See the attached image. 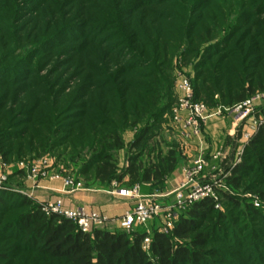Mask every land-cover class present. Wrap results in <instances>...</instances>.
Segmentation results:
<instances>
[{"label":"rangeland","instance_id":"1","mask_svg":"<svg viewBox=\"0 0 264 264\" xmlns=\"http://www.w3.org/2000/svg\"><path fill=\"white\" fill-rule=\"evenodd\" d=\"M164 53L175 91L171 108L179 81L191 82L196 74L200 84L212 76L237 84L236 92L251 86L245 98L254 96L264 90V0H0V264H70L27 243L21 222L31 210L28 203L42 208L55 199L40 200L26 181L59 179L63 185L69 179L101 200H115L107 192L123 189L124 180L116 186L90 180L107 145L92 148L80 135L92 122L105 133L121 129L123 146L108 156L122 170L140 124L133 127L127 114H93L86 94L101 86L109 96L129 89L135 99L151 98ZM254 109L255 117H263L264 101ZM245 131L248 125L229 135L230 151L222 160L213 158L219 166L209 165L197 179L212 185V211L173 239L200 256L190 264H264V137L252 144ZM176 136L164 125L154 141L163 153L173 147L185 158ZM218 139L213 142L221 146ZM32 170L39 176L34 180ZM169 180L142 185L140 193L171 205L175 184ZM191 205L176 210L179 220L192 218ZM125 208L112 204L110 213ZM162 221L160 213L145 228H160ZM106 229L119 230L115 222Z\"/></svg>","mask_w":264,"mask_h":264},{"label":"trees","instance_id":"2","mask_svg":"<svg viewBox=\"0 0 264 264\" xmlns=\"http://www.w3.org/2000/svg\"><path fill=\"white\" fill-rule=\"evenodd\" d=\"M166 54L164 53L159 62L161 72L154 81L157 85L156 92L151 94V98H147L144 94V98L135 99L129 89L123 90L122 95H113V97L107 95L106 90L101 86H91L90 91L87 92L86 98L90 100L93 114L103 113L112 116L115 114L124 117L127 114L132 119L130 124L133 127L140 124L134 130V136L126 147L127 164L122 170H118L114 160L108 156L110 151L116 152L123 146L121 129L119 131L117 128H110L105 133L99 130L94 122L90 124L91 126L86 124V132L83 136L80 135L81 138H85L88 144L91 143L92 148L96 145H107L105 146L107 154L104 155L103 163L99 164L100 166L96 167L90 176L92 185H109L113 182L117 185L124 180L125 189L136 184L141 188L142 185L163 180L180 166L182 162L180 151L170 147L163 153L159 147L160 143L156 142L163 129L162 123L166 120L164 115L170 113L175 101L171 88L172 78L168 75L171 65ZM198 79L199 74H196L191 81L194 99L206 103L208 107L236 104L246 99L245 97L253 91L251 86H245L236 92L233 88L237 84L231 86L229 81L223 84L222 78L217 76L206 78L201 84L197 82ZM139 93L141 95V92ZM134 102H136L134 110L130 109L127 112ZM114 127L117 125L115 124ZM263 137L264 131L260 130L251 139V143H256ZM78 140L80 143L77 145L80 146L82 140ZM142 158H145V164ZM237 167L232 170L233 173L238 171ZM226 181L233 183L236 179L228 177ZM1 198H4L2 193H0V204ZM31 204L28 203L31 210L21 222L24 232L28 235L27 243L35 242L40 252L50 258L65 259L70 264L195 263L201 260L200 256L186 247L175 245L173 239L190 232L197 219L213 208L212 200L209 198L194 202L189 211L192 218L189 220L176 218L173 227L166 233L161 232L158 227L149 230L145 226L134 227L130 232L117 227L119 230L97 228L89 233H83L71 220L55 214L47 215L39 206ZM146 237H149V245L144 249L143 240ZM201 242L200 239L194 240V243Z\"/></svg>","mask_w":264,"mask_h":264},{"label":"built area","instance_id":"3","mask_svg":"<svg viewBox=\"0 0 264 264\" xmlns=\"http://www.w3.org/2000/svg\"><path fill=\"white\" fill-rule=\"evenodd\" d=\"M177 93V101L171 108L170 119L178 126L180 137L184 142L195 140L201 142L205 122L212 116H221L223 113L233 115L238 123H247L249 131L245 132V138L252 139L260 130L264 131V116L255 117L256 111L254 109L255 102L264 101V90L233 106L219 105L214 109H210L206 103L194 99L193 88L187 78H182L179 81ZM218 155H220L219 152L212 155V158H216ZM207 166L208 162L200 154L191 161L188 167L182 168L183 181L173 191L171 205L162 207L152 202L148 196L140 193V187L136 184L131 188H119L111 192V194L131 200L133 203L130 209L117 218L85 207H66L60 198L45 203L41 210L47 215L55 214L71 220L83 233H89L97 228H106L112 222H115L118 228L130 232L134 227L146 226L150 220L157 218L162 213L163 221L159 230L166 233L173 227V222L177 218L176 210L202 199L214 197L212 185L209 183L201 185L197 180ZM38 177L37 172L32 170L30 178L34 180ZM53 178L56 177L53 176ZM113 185L116 186V183L114 182ZM63 187L72 192L80 190L81 184L65 179L63 180ZM148 245L149 237H146L143 240V248L147 249Z\"/></svg>","mask_w":264,"mask_h":264},{"label":"crops","instance_id":"4","mask_svg":"<svg viewBox=\"0 0 264 264\" xmlns=\"http://www.w3.org/2000/svg\"><path fill=\"white\" fill-rule=\"evenodd\" d=\"M173 93L175 96L174 90ZM164 118L166 120L162 123V125L172 127L177 135L176 137L180 140V142H182L181 144H183V148L181 147V150L183 149L182 151L186 156L185 158H182L183 167H178L176 170L170 173V175L164 178H170L171 181H169L175 184L174 189H176V187L179 186L180 182L183 181V173L182 171L179 172V170H182V168L184 167H188L191 164L192 159L196 158L200 154L206 159V161L208 162V166H219V162H217L216 165V162L212 160V155L219 152L221 157L219 158L220 160H222V153L226 155L230 151V144H228L230 140L228 139L231 138L229 137V135L236 133V129L238 128L239 130H241L242 127H245V129L247 127L246 122L238 123L233 118V115L224 113L221 116H212L205 122L201 142H198L196 140L193 142H184L179 135L178 126L171 121L168 114H165ZM213 138L218 139V142L221 146H217V144L213 142ZM217 147L219 148L216 149ZM222 147H224L225 149H222ZM26 185L29 190H32V192L36 194V197L42 201L60 198L66 207H85L88 209H94L103 212L104 214L112 218L121 216L126 210L130 209L133 206L131 200H127L125 198H121L119 196L111 194V192L109 191L107 192V194L111 196L113 195L112 197L115 200L112 199L111 201L109 197V200L107 199L108 202H106V200H101L102 196L94 193V191L90 189L75 190L71 192L63 187L62 181L59 179H43L36 181V183L26 181ZM118 200H120L121 203L118 202ZM112 204L115 206L122 204L123 206H126V208L121 210L118 215H114L115 213H110V207L112 206Z\"/></svg>","mask_w":264,"mask_h":264}]
</instances>
